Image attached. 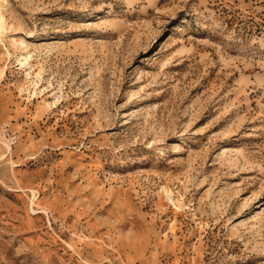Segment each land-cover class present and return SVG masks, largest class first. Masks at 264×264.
I'll return each mask as SVG.
<instances>
[{
	"label": "rangeland",
	"instance_id": "obj_1",
	"mask_svg": "<svg viewBox=\"0 0 264 264\" xmlns=\"http://www.w3.org/2000/svg\"><path fill=\"white\" fill-rule=\"evenodd\" d=\"M0 264H264V0H0Z\"/></svg>",
	"mask_w": 264,
	"mask_h": 264
}]
</instances>
